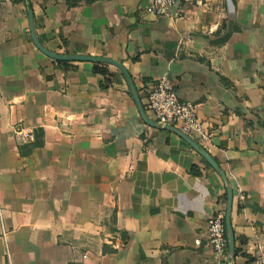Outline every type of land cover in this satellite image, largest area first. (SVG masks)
Here are the masks:
<instances>
[{
	"label": "crops",
	"instance_id": "crops-1",
	"mask_svg": "<svg viewBox=\"0 0 264 264\" xmlns=\"http://www.w3.org/2000/svg\"><path fill=\"white\" fill-rule=\"evenodd\" d=\"M150 1L0 4V264H223L206 217L225 218L227 188L231 262L261 264L264 0H178L158 17ZM29 9L47 50L120 62L154 122L146 89L165 75L196 104L197 142L225 176L142 118L119 67L38 49ZM19 123L31 140L16 141Z\"/></svg>",
	"mask_w": 264,
	"mask_h": 264
},
{
	"label": "built area",
	"instance_id": "built-area-1",
	"mask_svg": "<svg viewBox=\"0 0 264 264\" xmlns=\"http://www.w3.org/2000/svg\"><path fill=\"white\" fill-rule=\"evenodd\" d=\"M2 1L0 0V4ZM178 0H151L148 11L154 15H169L171 9L176 8ZM146 108L155 122L171 125L186 133L198 142L208 139L207 131L197 114L196 104L182 100L178 96L170 81L161 75L146 89ZM14 138L17 142L29 141L33 138V130L22 123L14 129ZM206 236L213 256L218 262L225 264L227 256V236L224 221V212L213 209L206 217ZM258 261L264 264V247L258 254Z\"/></svg>",
	"mask_w": 264,
	"mask_h": 264
},
{
	"label": "water",
	"instance_id": "water-1",
	"mask_svg": "<svg viewBox=\"0 0 264 264\" xmlns=\"http://www.w3.org/2000/svg\"><path fill=\"white\" fill-rule=\"evenodd\" d=\"M28 17H29V27H30V30H31V33H32V39L35 43V45L38 47V49H40L43 53H45L46 55L54 58V59H57V60H67V59H87V60H94V61H106V62H109V63H112L114 65H116L117 67L120 68V70L122 72H124V76L127 80V84H128V87L130 89V92L138 106V109L140 111V114L142 116V118L149 124L151 125H156V123L154 121H152V119H149L145 112H144V109L142 107V104L140 103V100L138 98V95L135 91V88H134V85H133V82H132V79L130 77V75L128 74L129 72L126 71V69L124 68V66L118 62V61H115L113 59H110V58H106V57H94V56H86V55H74V54H67V55H62V54H57L55 52H52V51H49L47 50L46 48H44L38 41L37 39L35 38V35H34V31H33V26H32V14H31V11L29 9L28 11ZM162 127H167L173 131H175L176 133H178L181 137H183L196 151H198V153H200L205 159L206 161L212 166V168H214L216 171H218L220 173L221 176H225L224 175V172L221 171L217 165V163L212 159V157L208 154V152L205 150V148H203L196 140H194L192 137H190L189 135H187L186 133L180 131L179 129L177 128H174L170 125H164ZM227 191H228V204H227V211H226V215H225V218H224V221H225V227H226V230H227V256H226V259H225V262L227 264H232L231 262V259L232 257L234 256V249H233V237H232V233H231V227H230V222H229V218H228V207H229V203H230V198H231V191L229 188H227Z\"/></svg>",
	"mask_w": 264,
	"mask_h": 264
},
{
	"label": "trees",
	"instance_id": "trees-1",
	"mask_svg": "<svg viewBox=\"0 0 264 264\" xmlns=\"http://www.w3.org/2000/svg\"><path fill=\"white\" fill-rule=\"evenodd\" d=\"M57 62H58V64L67 63V61H64V60H62V61L60 60V61H57ZM94 70L96 72H99V73L103 74V75H106L108 73L107 68L104 65H102L101 63H96L95 66H94ZM102 85L104 86V84H102Z\"/></svg>",
	"mask_w": 264,
	"mask_h": 264
}]
</instances>
